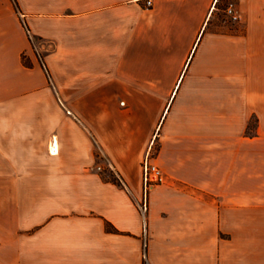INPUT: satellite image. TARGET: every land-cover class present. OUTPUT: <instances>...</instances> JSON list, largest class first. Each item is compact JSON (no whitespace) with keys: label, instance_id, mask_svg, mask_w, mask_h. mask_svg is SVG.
<instances>
[{"label":"crops","instance_id":"0c3cea01","mask_svg":"<svg viewBox=\"0 0 264 264\" xmlns=\"http://www.w3.org/2000/svg\"><path fill=\"white\" fill-rule=\"evenodd\" d=\"M218 1L0 0V264H264V0Z\"/></svg>","mask_w":264,"mask_h":264},{"label":"built area","instance_id":"2783aa9c","mask_svg":"<svg viewBox=\"0 0 264 264\" xmlns=\"http://www.w3.org/2000/svg\"><path fill=\"white\" fill-rule=\"evenodd\" d=\"M147 5L152 6L153 0H147ZM228 16L234 21H239L240 14L237 9L235 1H231L226 8ZM155 148L152 146L147 152L143 161L144 170V197L140 203L141 209L146 212L149 206V196L152 189L157 185L164 184L168 181V174L165 170L155 161ZM100 170H103L102 166H98Z\"/></svg>","mask_w":264,"mask_h":264},{"label":"rangeland","instance_id":"374dc122","mask_svg":"<svg viewBox=\"0 0 264 264\" xmlns=\"http://www.w3.org/2000/svg\"><path fill=\"white\" fill-rule=\"evenodd\" d=\"M231 1L232 0H228V1L221 0L219 2L218 7L215 10L214 15L212 16V19H211L210 24H209V27L211 29H223V28H226V25H228V24H236L237 23L236 21L231 19L226 12V8ZM38 41L39 40H35V42H38ZM41 55L43 56L42 53H41ZM254 121H255V119L253 120V122ZM252 131H253L252 129L248 130V132H250V133ZM157 145H158V142H156V144L154 146L155 150H157Z\"/></svg>","mask_w":264,"mask_h":264},{"label":"trees","instance_id":"16d2710c","mask_svg":"<svg viewBox=\"0 0 264 264\" xmlns=\"http://www.w3.org/2000/svg\"><path fill=\"white\" fill-rule=\"evenodd\" d=\"M12 1H13L14 5H15L16 9L19 11L20 10V6H19L18 0H12ZM225 1H228V0H225ZM219 2L220 1H218L217 5L219 4ZM24 24H25V27L28 30V32H30V27L28 26L27 22H24ZM30 38H31V40H33V37H32L31 34H30ZM22 59H23V62H24L25 65H27V66H32L33 65L31 59L27 56L26 53H23ZM40 60H41V63H42V66H43L44 70L46 71V74L48 75V77H50V71H49V68L47 66L46 61L44 60V58L42 56L40 57ZM253 125H254V123L252 122L250 124V129H252ZM158 149H159V144L157 145V150ZM113 180L117 181L119 183H122L121 178L118 177V176H113Z\"/></svg>","mask_w":264,"mask_h":264}]
</instances>
